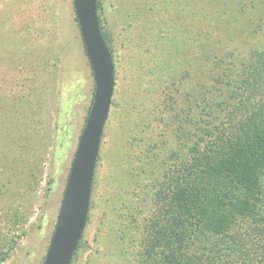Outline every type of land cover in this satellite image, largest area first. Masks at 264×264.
I'll return each instance as SVG.
<instances>
[{
	"label": "rangeland",
	"instance_id": "1",
	"mask_svg": "<svg viewBox=\"0 0 264 264\" xmlns=\"http://www.w3.org/2000/svg\"><path fill=\"white\" fill-rule=\"evenodd\" d=\"M97 5L114 88L71 264H159L151 225L210 126L212 79L264 48V0ZM93 92L72 0H0V264L43 263Z\"/></svg>",
	"mask_w": 264,
	"mask_h": 264
},
{
	"label": "trees",
	"instance_id": "2",
	"mask_svg": "<svg viewBox=\"0 0 264 264\" xmlns=\"http://www.w3.org/2000/svg\"><path fill=\"white\" fill-rule=\"evenodd\" d=\"M211 90L210 126L178 163L147 254L159 264H264V48L223 68Z\"/></svg>",
	"mask_w": 264,
	"mask_h": 264
},
{
	"label": "water",
	"instance_id": "3",
	"mask_svg": "<svg viewBox=\"0 0 264 264\" xmlns=\"http://www.w3.org/2000/svg\"><path fill=\"white\" fill-rule=\"evenodd\" d=\"M72 3L93 76L94 92L42 264H71L76 247L83 235L101 136L110 110L114 88L112 55L102 37L97 18L96 0H72Z\"/></svg>",
	"mask_w": 264,
	"mask_h": 264
}]
</instances>
